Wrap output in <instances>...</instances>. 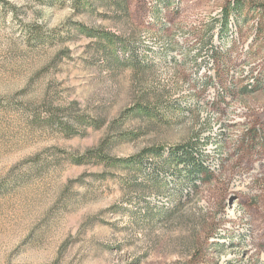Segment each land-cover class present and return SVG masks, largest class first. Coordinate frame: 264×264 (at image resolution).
I'll list each match as a JSON object with an SVG mask.
<instances>
[{
	"label": "rangeland",
	"instance_id": "374dc122",
	"mask_svg": "<svg viewBox=\"0 0 264 264\" xmlns=\"http://www.w3.org/2000/svg\"><path fill=\"white\" fill-rule=\"evenodd\" d=\"M80 1L0 0V264H264V0Z\"/></svg>",
	"mask_w": 264,
	"mask_h": 264
},
{
	"label": "trees",
	"instance_id": "16d2710c",
	"mask_svg": "<svg viewBox=\"0 0 264 264\" xmlns=\"http://www.w3.org/2000/svg\"><path fill=\"white\" fill-rule=\"evenodd\" d=\"M38 2H45L46 0H37ZM77 3L80 5H84L82 3V1L77 0ZM227 18H228V12L226 13L225 16V24H227ZM84 30L88 31L89 35H95L98 36L99 39L97 40L96 43H102L103 39L106 40L107 42H109L110 47L112 48L113 46H115L117 43L115 42L113 36H111V34L104 32V31H100V32H91V29H88L87 27H83ZM41 27L38 25H33V27L31 28L30 33H35V38L39 39L42 35L41 34ZM226 27H225V31H221V33L219 34V36H223L224 34H226ZM225 43L222 41L218 46L214 47L213 46V55L215 58V61L217 60L219 61H223V60H227V58L225 57V55H223L222 52H220L221 49H223L225 47L224 45ZM110 50V48H107L105 51L108 52ZM227 64V61H225L224 63L221 64V67H225ZM132 111H134L135 114L142 112V106L141 105H136L134 107V109H132ZM195 147L191 142H186L183 144L178 145L176 148H173L169 151V154L167 156L166 159H163L162 165L159 169L162 170L163 173L158 172V174L156 175L155 178L152 179V184H149L148 190H151V192L157 193V194H165L167 191H165V186L167 181L174 183V188L173 191H169L170 193H168V195H171L172 197H176L178 200L181 199L182 196H185V186H184V182L189 181V185H191V192H187L188 195L187 196H191L192 197L196 196L198 188L200 187V185L202 184H206L208 183L212 176H213V172L212 170L208 167V165L205 164L204 160H203V155L202 153H196L194 151ZM102 148L100 150H98V152H96L95 150H88V155L86 156H90L93 157L94 154H98L99 156V161L104 162L106 160H110L109 158H107V156L103 155V153L101 152ZM160 151H162L161 148L157 147V148H148L145 149L141 154H139L136 158H132L128 161H132L135 164H138L142 161V156L146 155V154H159ZM82 158L79 157L78 160H81ZM115 163H119L122 162V160L120 159H116L114 161ZM193 170V171H191ZM178 186V187H177ZM186 193V194H187ZM51 264H56V263H51Z\"/></svg>",
	"mask_w": 264,
	"mask_h": 264
}]
</instances>
